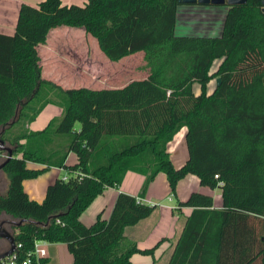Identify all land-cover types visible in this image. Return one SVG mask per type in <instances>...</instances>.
I'll return each instance as SVG.
<instances>
[{
	"label": "trees",
	"instance_id": "1",
	"mask_svg": "<svg viewBox=\"0 0 264 264\" xmlns=\"http://www.w3.org/2000/svg\"><path fill=\"white\" fill-rule=\"evenodd\" d=\"M182 4L22 3L14 33H0V142L12 152L7 159L0 149L8 179L0 192V214L8 218L0 223L21 222L9 228L22 256L40 239L64 243L71 264H130L135 253L153 256L161 241L140 249L124 229L155 209L141 198L162 172L174 197L177 183L193 174L202 186L219 188L222 198L221 208L198 191L177 201L192 212L168 264H264L263 6L260 0L228 6L219 36H193L176 34ZM60 26L82 28L111 61L143 52L147 77L101 89L63 88L42 78L37 46ZM217 77L220 84L207 94ZM47 104L62 107L61 116L30 130ZM182 127L188 158L175 167L167 145ZM70 153L77 158L73 165L66 162ZM52 167L65 169L67 180L56 178L41 202L31 199L22 182ZM127 171L145 176L138 197L119 192L109 218L98 215L86 226L82 212L105 188L119 186Z\"/></svg>",
	"mask_w": 264,
	"mask_h": 264
},
{
	"label": "crops",
	"instance_id": "2",
	"mask_svg": "<svg viewBox=\"0 0 264 264\" xmlns=\"http://www.w3.org/2000/svg\"><path fill=\"white\" fill-rule=\"evenodd\" d=\"M40 1L41 0H0V33L7 35H12L14 33L19 7L22 3L37 5ZM75 1L77 0H62V4H75ZM227 10L228 6L226 5L216 6L210 4H182L177 8L175 27L176 34L219 36L223 28V22ZM64 27L65 26H60L51 29L47 35L46 41L39 44L37 46V50L40 56L39 64L41 65L42 78L50 80L63 88H68V86H65L66 82L63 81L68 80L67 77L69 75L70 77L81 76L80 78H83L81 67H66V65L69 64L68 57L73 56L81 59L82 56L86 55L88 57L90 56V59H92L94 57V51L92 48L93 44H95L96 48H99V46L96 38L93 42V39H89L87 37L85 31V37H83L84 41H78L75 40V37L80 33L77 30L75 31V29H59ZM131 55L132 54L125 56L118 61H114L116 62V65L110 66L111 70L106 74L108 78L107 80L112 84V86L110 85L102 88H120L133 80L130 79L129 75L124 76L125 72L129 71V67L126 65V62L129 61ZM90 59L88 58L87 60L89 61ZM220 62L221 59L214 61L210 73L217 69ZM140 70L142 71L141 75L135 79L147 77V70L144 68H141ZM95 71H98V69L92 67L90 69V73L92 74L87 75L88 79L94 84L97 80H99ZM215 86L216 78H213L207 84V94H211ZM193 91L195 94L200 93V86L198 83L193 84ZM61 114L62 107L56 104H47L40 111L37 117L28 125V127L32 131L41 130L47 125L51 118L60 117ZM185 132L186 128L182 127L174 135L172 141H170L167 145V150L175 167L183 165L188 158V150L184 140ZM183 142L185 144L184 148L181 147ZM173 155L177 158V163L174 161ZM76 160V155L74 153H70L66 162L69 165H73L76 163ZM28 165L33 168L43 167L42 165L33 163H29ZM52 168L64 171L62 176L67 174L65 169L57 167ZM0 176L2 180V184L0 183L1 193L4 194L7 191L8 179L1 170ZM33 179L34 178L25 179L22 182L23 188L31 199L41 202L45 197V184L41 183V181L37 179ZM144 179L145 176L142 174L127 171L121 184L117 187L105 188L104 191L98 195L82 212L80 220L86 226H89L95 222L98 215H101L102 219H108L118 193L123 192L138 197ZM51 182L52 180L49 182L46 181V183ZM193 191L211 195L213 197L214 208L222 207L220 189L217 188L211 190L206 186H202L196 175L187 174L177 183L176 197H174L170 192L166 175L160 172L155 176V178L149 183L146 193L141 198L142 202L155 205V209L148 217L140 220L135 225L127 226L124 229V236L127 239L136 242L138 248L140 249L151 248L159 241L161 242L155 249L153 256L135 253L130 257V264H157L158 262H161V264L169 263L174 245L183 229L186 218L192 212L191 207H178L177 201L186 200ZM49 244H59V246H64L66 248V245L60 242H48L47 245L49 246ZM54 260L55 259L51 257V252L50 254L47 252V264H56ZM72 260L71 254L70 257L66 255L63 264H71Z\"/></svg>",
	"mask_w": 264,
	"mask_h": 264
},
{
	"label": "rangeland",
	"instance_id": "3",
	"mask_svg": "<svg viewBox=\"0 0 264 264\" xmlns=\"http://www.w3.org/2000/svg\"><path fill=\"white\" fill-rule=\"evenodd\" d=\"M85 2L86 0H77L75 1V4L83 5ZM59 29H75V31L77 30L80 33L76 35L75 40L84 41L83 37H85V32L82 28H65L64 27V28H59ZM82 31L84 32V34ZM86 35L89 39H93L92 40L93 42L95 41V38L92 37L90 34L86 33ZM92 48L94 51V57L92 59H90V56L88 57L86 55L82 56L81 59L77 57H73V56L68 57L69 64L66 65V67H69V68L70 67H81L82 68L81 73L83 77V78H80L81 76L80 77L71 76L72 77L71 78L69 75L67 77L68 80L63 81V82H66V84L65 83L64 84L65 86H68V88L88 87V88L95 89V88L108 87L110 85L112 86V84L107 80L108 78L106 74L111 70L110 66L116 65L115 64L116 62L109 60L104 54H102V51L100 50V48H96L95 44H93ZM142 54H143L142 52H139V53H135L131 55V58L129 59V61L126 62V65L129 67V71L125 72L124 76L129 75L130 79H135L141 75L142 71L140 69L143 67V63H144ZM88 58L90 59L89 61L87 60ZM92 67H95L98 69V71H95V73L98 75L99 80H97L95 84L92 81H90L87 76L89 74L90 75L92 74L90 73V69ZM181 147L182 148L185 147L184 142L183 144H181ZM173 158H174V161L177 163L178 161L175 155H173ZM63 174H64V171H59V170L50 168V169L43 171L37 178H34L33 180L37 179L41 181V183H44L45 184L44 188L46 189L47 185L54 182L56 178L61 177ZM50 180H52L51 183H46V181L49 182ZM0 183L2 184L1 176H0ZM0 192H1V188H0ZM7 218L8 216L4 214H0V221L7 219ZM9 226H10V223L4 224V227L11 232L12 230L9 228ZM7 246H8V243L6 242V240L0 238V251L3 250V248H6ZM46 251L49 252V254L51 252V257L55 259L54 262L56 264H63L64 258H66V255L70 257V253L67 251V249L64 246H59V244H49V246L47 245ZM157 264H161V262H158Z\"/></svg>",
	"mask_w": 264,
	"mask_h": 264
},
{
	"label": "water",
	"instance_id": "4",
	"mask_svg": "<svg viewBox=\"0 0 264 264\" xmlns=\"http://www.w3.org/2000/svg\"><path fill=\"white\" fill-rule=\"evenodd\" d=\"M179 1L184 4L198 3V4H203V5L210 4V5H216V6H219V5L232 6L236 4H243L247 0H179ZM260 1L263 6V11H264V0H260ZM220 81H221L220 77H217L216 85H219ZM0 149L8 153L7 159H9L12 156V152L10 148L6 146L3 142H0ZM3 164L4 163L0 164V170ZM7 223L15 224L16 226H19L21 224V222H13V221H8ZM0 238L6 240V242L8 243L7 249L4 251H0V260H1L5 258L6 256L10 255L16 247L14 236L8 229H6L3 226V222L0 223Z\"/></svg>",
	"mask_w": 264,
	"mask_h": 264
},
{
	"label": "built area",
	"instance_id": "5",
	"mask_svg": "<svg viewBox=\"0 0 264 264\" xmlns=\"http://www.w3.org/2000/svg\"><path fill=\"white\" fill-rule=\"evenodd\" d=\"M74 174L81 175L80 171L74 172ZM68 173L65 174L63 180H67ZM217 177V175H216ZM57 222H60L57 220ZM48 242L46 240L40 239L36 240L33 245V249L29 250L23 256L19 252V248H21V244H16L13 252L6 256L5 258L0 260V264H47L43 259H47V251L46 246Z\"/></svg>",
	"mask_w": 264,
	"mask_h": 264
}]
</instances>
